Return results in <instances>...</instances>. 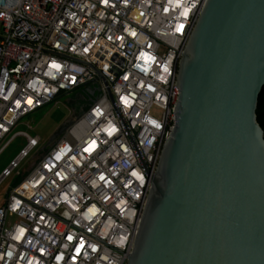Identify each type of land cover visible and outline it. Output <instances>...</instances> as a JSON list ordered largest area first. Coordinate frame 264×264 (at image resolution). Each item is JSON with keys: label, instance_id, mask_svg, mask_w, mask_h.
<instances>
[{"label": "built area", "instance_id": "1", "mask_svg": "<svg viewBox=\"0 0 264 264\" xmlns=\"http://www.w3.org/2000/svg\"><path fill=\"white\" fill-rule=\"evenodd\" d=\"M205 2L0 0V154L27 142L0 184L40 144L3 143L23 117L98 93L0 205V264L128 263Z\"/></svg>", "mask_w": 264, "mask_h": 264}, {"label": "water", "instance_id": "2", "mask_svg": "<svg viewBox=\"0 0 264 264\" xmlns=\"http://www.w3.org/2000/svg\"><path fill=\"white\" fill-rule=\"evenodd\" d=\"M176 87L127 264H264V0H206Z\"/></svg>", "mask_w": 264, "mask_h": 264}, {"label": "rangeland", "instance_id": "3", "mask_svg": "<svg viewBox=\"0 0 264 264\" xmlns=\"http://www.w3.org/2000/svg\"><path fill=\"white\" fill-rule=\"evenodd\" d=\"M83 104L84 93L82 89L62 94L56 101L23 117L12 133L4 139L3 143H6L13 134L27 132L31 136H39L40 144L20 164L13 175L0 184V205L4 203L8 192L14 188L15 184L21 181V178H16V174L28 172L52 144L64 136L66 131L64 128L71 122L73 115L81 109ZM26 144L24 137H15L11 140L0 154V176L11 161L16 159L21 150L26 147Z\"/></svg>", "mask_w": 264, "mask_h": 264}, {"label": "trees", "instance_id": "4", "mask_svg": "<svg viewBox=\"0 0 264 264\" xmlns=\"http://www.w3.org/2000/svg\"><path fill=\"white\" fill-rule=\"evenodd\" d=\"M83 93H84V104L82 105L81 109L75 113V115H79L82 112V110H84L86 107H88V105L91 103V101L98 95L97 92L92 94L91 92H89L87 90H83ZM257 118H258L259 124L262 126V128L264 130V87H263V90H262L260 97H259V104H258V109H257ZM26 174H27V172H25L23 174L18 173V174H16V178H21V180H22ZM17 184H15V186Z\"/></svg>", "mask_w": 264, "mask_h": 264}]
</instances>
